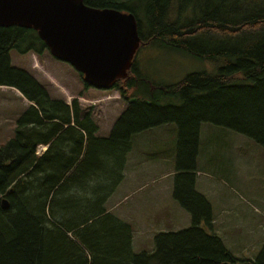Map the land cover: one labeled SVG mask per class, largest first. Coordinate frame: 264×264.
Returning <instances> with one entry per match:
<instances>
[{"label":"trees","instance_id":"16d2710c","mask_svg":"<svg viewBox=\"0 0 264 264\" xmlns=\"http://www.w3.org/2000/svg\"><path fill=\"white\" fill-rule=\"evenodd\" d=\"M83 1L133 13L142 46L163 43L213 63L216 72L191 73L145 100L127 95L150 84L132 67L113 88L127 108L103 138L78 97L70 104L52 98L32 74L12 66L13 50L38 56L48 50L38 32L0 27V86L15 88L30 103L14 138L0 147V264H264V247L257 259L239 260L207 231L212 207L196 189L203 123L264 148V0ZM124 81L127 90L119 87ZM166 96L170 101L162 103ZM170 123L178 127L173 197L192 224L158 233L153 252L135 254L133 225L107 202L125 179L133 136ZM40 146L47 147L41 155Z\"/></svg>","mask_w":264,"mask_h":264},{"label":"rangeland","instance_id":"374dc122","mask_svg":"<svg viewBox=\"0 0 264 264\" xmlns=\"http://www.w3.org/2000/svg\"><path fill=\"white\" fill-rule=\"evenodd\" d=\"M10 56L12 66L32 74L52 98L70 104L78 97L85 110L91 108L100 126V137H109L127 108V101L116 89H85L80 74L48 50L41 56L13 50ZM135 62L138 77L150 84L148 88L143 85V92L129 90L127 95L136 93L145 100L150 93L160 94L157 88L176 84L191 73L216 72L213 63L160 42L140 47ZM169 101L167 96L162 99V103ZM29 105L15 88L0 86V147L14 138L17 121ZM177 154L178 127L174 123L133 136L127 180L108 200L107 208L133 225L135 254L153 252L154 238L163 228L179 231L192 224L190 213L173 196L170 201L165 197L157 201V193H163L174 181L169 170L175 169ZM137 169L142 170L144 178L136 182L138 173L132 171ZM196 174V189L207 198L213 211V229L207 231L220 236L237 259H257L264 247V148L243 134L203 123Z\"/></svg>","mask_w":264,"mask_h":264},{"label":"water","instance_id":"95a60500","mask_svg":"<svg viewBox=\"0 0 264 264\" xmlns=\"http://www.w3.org/2000/svg\"><path fill=\"white\" fill-rule=\"evenodd\" d=\"M13 26L36 30L53 57L100 91L128 77L142 43L133 13L90 7L83 0H0V27ZM3 207L8 208L6 199Z\"/></svg>","mask_w":264,"mask_h":264},{"label":"crops","instance_id":"0c3cea01","mask_svg":"<svg viewBox=\"0 0 264 264\" xmlns=\"http://www.w3.org/2000/svg\"><path fill=\"white\" fill-rule=\"evenodd\" d=\"M16 92L20 96V98H23L25 101H27L19 91L16 90ZM126 172H129V170H128V160H127V165H126V169H125V179L120 184V186H122V184H124V182H126V180H127ZM132 172H135L136 175L138 173L137 177H135L136 178V182L140 181V180H142L144 178L143 175H142V170L137 169V170H133ZM169 173L171 174V176L175 175V169L173 171L169 170ZM168 175L169 174H166V176L170 178L171 176H168ZM134 182H135V179L133 180V183ZM173 182L174 181L171 182L170 186L167 189H165L163 191V193H161V190L157 193L158 194V200H157L158 202H160L162 197H165V199H167V201H170V199L173 196ZM120 186L117 188L116 192H118V190L120 189ZM108 210L110 211V209H108ZM165 231H170V230H169L168 227L167 228H163L162 232H165Z\"/></svg>","mask_w":264,"mask_h":264},{"label":"flooded vegetation","instance_id":"af4514ba","mask_svg":"<svg viewBox=\"0 0 264 264\" xmlns=\"http://www.w3.org/2000/svg\"><path fill=\"white\" fill-rule=\"evenodd\" d=\"M142 45H143V44H141L140 47H142ZM134 62H135V59H134ZM134 62H133L132 67H135V68L137 69L136 62H135V65H134ZM132 67H131V69H132ZM131 69L128 71V77H129V72L131 71ZM128 77H127V78H128ZM127 78H126V79H127ZM125 83H126V82L124 81L122 85H119V87H120L121 89H125V90H127V89L125 88V86H124ZM128 91H129V90H127V92H128ZM127 98H128V97H127Z\"/></svg>","mask_w":264,"mask_h":264},{"label":"built area","instance_id":"2783aa9c","mask_svg":"<svg viewBox=\"0 0 264 264\" xmlns=\"http://www.w3.org/2000/svg\"><path fill=\"white\" fill-rule=\"evenodd\" d=\"M46 148L45 147H41L39 150H38V153L41 154Z\"/></svg>","mask_w":264,"mask_h":264}]
</instances>
